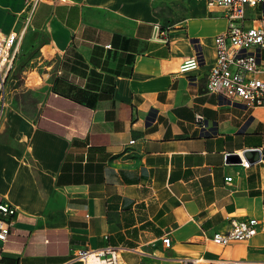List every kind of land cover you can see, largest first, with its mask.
Masks as SVG:
<instances>
[{
    "label": "crops",
    "instance_id": "0c3cea01",
    "mask_svg": "<svg viewBox=\"0 0 264 264\" xmlns=\"http://www.w3.org/2000/svg\"><path fill=\"white\" fill-rule=\"evenodd\" d=\"M157 11L155 0H0V38L16 32L0 113V201L16 211L0 264H84L79 249L106 245L118 264L264 262V165L258 151L244 152L248 167L236 155L264 159V107L206 91L221 7ZM250 217V237L211 239Z\"/></svg>",
    "mask_w": 264,
    "mask_h": 264
},
{
    "label": "built area",
    "instance_id": "2783aa9c",
    "mask_svg": "<svg viewBox=\"0 0 264 264\" xmlns=\"http://www.w3.org/2000/svg\"><path fill=\"white\" fill-rule=\"evenodd\" d=\"M36 0H29L32 6ZM207 6H219L226 18L223 30L214 36L215 60L207 73L206 91L219 93L231 102L241 103L244 106L264 107V0H206ZM16 32L14 30L0 38V113L5 106V95L2 83L6 72L11 68L13 61L12 44ZM198 65L197 55L185 59L179 66L184 71ZM200 114H195V120L200 121ZM130 140L129 143H133ZM258 151L259 156L255 163L264 165L259 148H246L236 153L238 163L244 167L250 165L244 152ZM227 181L231 179L226 176ZM16 208L6 201H0V240L3 241L9 234L12 223L10 217ZM256 218L240 220L230 219L229 228L223 232H214L211 239L220 245H225L233 239L247 238L256 232ZM165 245H169L170 237L162 238ZM93 255L102 264H118L116 251L109 245L103 248L90 250L79 249L75 257L87 264L88 257ZM152 264H256L245 259H209L198 256L179 255L171 260L157 261ZM264 264V262L262 263Z\"/></svg>",
    "mask_w": 264,
    "mask_h": 264
},
{
    "label": "rangeland",
    "instance_id": "374dc122",
    "mask_svg": "<svg viewBox=\"0 0 264 264\" xmlns=\"http://www.w3.org/2000/svg\"><path fill=\"white\" fill-rule=\"evenodd\" d=\"M158 11L157 13L164 19L169 20L181 14L184 0H155ZM264 58V50H262Z\"/></svg>",
    "mask_w": 264,
    "mask_h": 264
},
{
    "label": "bare ground",
    "instance_id": "6f19581e",
    "mask_svg": "<svg viewBox=\"0 0 264 264\" xmlns=\"http://www.w3.org/2000/svg\"><path fill=\"white\" fill-rule=\"evenodd\" d=\"M89 257H93L94 260L89 259ZM89 257H88V264H102V263H100V262L97 263L98 260H97V258H95L93 255H90ZM94 262H95V263H94Z\"/></svg>",
    "mask_w": 264,
    "mask_h": 264
}]
</instances>
